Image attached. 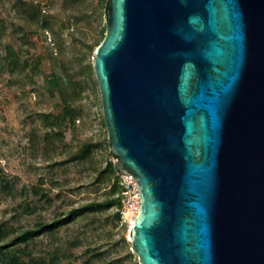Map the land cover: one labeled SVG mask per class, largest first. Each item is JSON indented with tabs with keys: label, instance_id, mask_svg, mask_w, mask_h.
Segmentation results:
<instances>
[{
	"label": "water",
	"instance_id": "95a60500",
	"mask_svg": "<svg viewBox=\"0 0 264 264\" xmlns=\"http://www.w3.org/2000/svg\"><path fill=\"white\" fill-rule=\"evenodd\" d=\"M108 138L139 264H264V0H108Z\"/></svg>",
	"mask_w": 264,
	"mask_h": 264
},
{
	"label": "rangeland",
	"instance_id": "374dc122",
	"mask_svg": "<svg viewBox=\"0 0 264 264\" xmlns=\"http://www.w3.org/2000/svg\"><path fill=\"white\" fill-rule=\"evenodd\" d=\"M30 3L40 8L35 19ZM105 15L104 0H0V243L14 230L103 203L6 248L29 264H139L130 222L106 204L118 187L112 191L115 175L106 171L114 156L93 66ZM64 98L75 121L58 117ZM85 143L90 155L73 159Z\"/></svg>",
	"mask_w": 264,
	"mask_h": 264
},
{
	"label": "trees",
	"instance_id": "16d2710c",
	"mask_svg": "<svg viewBox=\"0 0 264 264\" xmlns=\"http://www.w3.org/2000/svg\"><path fill=\"white\" fill-rule=\"evenodd\" d=\"M105 2V13L108 16V6L109 2L108 0H104ZM29 9L33 11V18H37L40 13V8L38 5H35L34 3H30ZM106 35V28H103V38ZM103 38L97 43V45L103 40ZM96 45V46H97ZM62 83L65 84V79H62ZM65 106H64V114L58 116L60 117L63 121L66 120L68 115H71V119L75 121L76 118V112L74 108L69 104L68 100L64 98ZM110 144V153L112 154L111 151V143ZM92 150V143H85L82 147V149L76 153L73 156V159H85L87 156L90 155V152ZM106 171H110L113 173L114 176V185L112 188V191H115L118 187L117 195L114 196L113 198L108 199L106 201L107 205H119V198H120V176L119 173L116 171L115 166H114V160L113 159H108L107 164H106ZM103 203H98V202H91L87 203L86 205L80 206V207H74L72 208L68 213H64L62 215H59L57 217H54L51 220L44 221L40 225H32V226H27L24 227L20 230H14V232L11 234L10 237L6 239L3 243H0V264H29L25 260H23L20 255H18L15 251L13 250H6V248L10 246H15L20 243H29L33 241L36 237H38L40 234H42L45 231H52L56 228H59L62 225L70 223L72 220H74L75 217L78 215L84 213L87 210H92L96 209L97 206L102 205ZM116 216L118 218H121L120 212L117 210Z\"/></svg>",
	"mask_w": 264,
	"mask_h": 264
},
{
	"label": "built area",
	"instance_id": "2783aa9c",
	"mask_svg": "<svg viewBox=\"0 0 264 264\" xmlns=\"http://www.w3.org/2000/svg\"><path fill=\"white\" fill-rule=\"evenodd\" d=\"M119 176L120 198L117 210L121 214V219L130 222L141 205L140 189L133 174H119Z\"/></svg>",
	"mask_w": 264,
	"mask_h": 264
},
{
	"label": "bare ground",
	"instance_id": "6f19581e",
	"mask_svg": "<svg viewBox=\"0 0 264 264\" xmlns=\"http://www.w3.org/2000/svg\"><path fill=\"white\" fill-rule=\"evenodd\" d=\"M134 216V215H133ZM133 216L131 217V220H130V226L132 227V224H133Z\"/></svg>",
	"mask_w": 264,
	"mask_h": 264
}]
</instances>
